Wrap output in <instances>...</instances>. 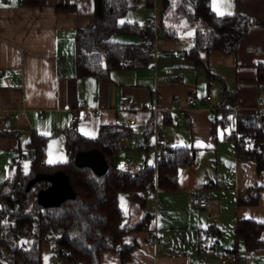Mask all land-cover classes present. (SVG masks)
Masks as SVG:
<instances>
[{
    "label": "crops",
    "instance_id": "0c3cea01",
    "mask_svg": "<svg viewBox=\"0 0 264 264\" xmlns=\"http://www.w3.org/2000/svg\"><path fill=\"white\" fill-rule=\"evenodd\" d=\"M126 1L129 9L122 23L143 24L152 17L149 0ZM0 5V183L15 175L12 166L33 130L49 136L44 161L55 166L70 159L69 130L94 138L102 125L133 119L146 132L157 119L156 131L148 138L155 140L157 133L169 148H190L193 161L179 169L177 189L158 192V245L149 230L131 231L123 237L125 244L135 245L130 259L124 263L118 254L105 251L101 264H264V249L247 251L235 234L239 220L264 224V176L258 175L255 161L236 159L232 130L229 138L222 128L212 130L217 110L258 108L261 86L256 65L264 62V0H211L218 14L238 13L255 20L232 54L201 51L198 65L187 57L182 60L193 45L195 26L182 27L168 17L151 65L84 77L76 74L74 35L94 24V0H44L41 6L9 0ZM112 40L137 43L140 38L116 34ZM208 71L215 76L211 81ZM123 96L133 97L134 103L125 104ZM189 96L197 99L196 107L185 103ZM163 112L172 115L171 122L164 123ZM179 115L187 120L176 121ZM120 150L122 158L139 165L145 161L133 139L121 140ZM207 181L214 186L206 187ZM194 190L208 204L192 205L189 196ZM126 195L125 221L134 226L144 211L133 203V193ZM154 195L150 192L148 197ZM253 196H258L257 203H246ZM151 204L152 200L148 211ZM210 228L221 232L219 241L207 232L212 238L199 249L198 240Z\"/></svg>",
    "mask_w": 264,
    "mask_h": 264
},
{
    "label": "trees",
    "instance_id": "16d2710c",
    "mask_svg": "<svg viewBox=\"0 0 264 264\" xmlns=\"http://www.w3.org/2000/svg\"><path fill=\"white\" fill-rule=\"evenodd\" d=\"M44 0H22L24 6H41ZM159 29L165 30L166 18L183 11L195 26L193 45L186 56L193 64L200 63L201 51L236 52L241 41L255 25V20L238 13L218 14L211 0H160ZM126 0H94L95 22L87 28H79L74 35L76 74L78 77L96 76L104 70H135L151 65L155 56V28H144L138 22H121L128 11ZM159 15V16H160ZM176 17V19L178 18ZM163 33V31H162ZM116 34L134 35L137 43L114 42ZM257 67V83L264 86V62ZM211 81L215 76L208 71ZM225 92H227L225 90ZM164 123L172 121L169 112H163ZM146 138L154 131L152 119ZM233 128L234 152L237 160H253L257 173L264 176V113L235 112L222 109L215 112L212 126ZM131 130L123 123L102 125L99 135L83 136L77 129L67 132L68 149L72 151L66 163L55 166L43 164L46 142L49 136L32 131L31 139L20 150L32 151L30 171L21 175L20 169L11 178L0 183V264H43L45 244L59 255L58 264H101V254L110 251L118 254L125 263L135 245L123 242L131 231L152 232L153 217L147 209L146 193L155 192L156 186L164 190L177 189L179 169L193 161L188 147H167L160 155L157 166H144L138 176L122 170L117 155L120 142L130 138ZM99 149L108 161V170L99 175L94 170L76 163V156L85 151ZM64 171L70 179L76 197L57 207L43 208L37 202L35 188L27 191L28 182L39 173ZM133 193V203L144 211L143 218L134 226L125 221L120 205V195ZM258 196L246 203L255 204ZM213 233L219 241L221 232L208 229L198 240L203 249ZM238 240L247 251L264 249V224L254 220H239L235 225ZM235 249H232L234 253Z\"/></svg>",
    "mask_w": 264,
    "mask_h": 264
},
{
    "label": "built area",
    "instance_id": "2783aa9c",
    "mask_svg": "<svg viewBox=\"0 0 264 264\" xmlns=\"http://www.w3.org/2000/svg\"><path fill=\"white\" fill-rule=\"evenodd\" d=\"M9 0H0V4L1 3H6ZM149 4L153 9L154 14L152 15V17L147 20L146 22L143 23V27L144 28H155V32H156V40H155V47L152 50L153 55L156 57L157 55V48H156V44L158 41V38L162 33V30L159 29V0H149ZM181 59H185V56H181ZM10 78L12 77V75L9 76ZM210 97H207L206 99L208 100ZM122 100L125 104L128 105H132L134 103V98L130 97V96H123ZM174 103H177V100H174ZM185 103L191 107H196L198 105L197 99L193 96H189L185 99ZM86 104H84L85 106ZM155 111H158V109L156 108ZM258 112L264 113V86L260 88V98H259V105L257 110ZM214 115V112L212 110H210L209 112V117L212 118ZM187 117L186 116H182L179 115L176 117V121H186ZM72 122L76 123L77 122V113L74 111L73 112V117H72ZM157 122V119H156ZM155 122V124H156ZM123 124L127 127L130 128L131 130V136L130 139H133L136 143V147L138 150H140L141 152H143L145 154V161L143 162V164L139 165L134 163L131 160H127L125 158H120V160L118 161V166L124 170L127 171L129 173H131L133 176H138L140 174V170L142 167L144 166H157L160 155L164 152V150L167 148V144H166V140L164 138H159L158 136L156 137L155 135V140H151L149 138H144V133H145V129L136 125L135 121L133 119H127L123 122ZM156 131V126L155 129L153 131V133ZM233 131V128H232ZM13 135L15 137L19 136V133L14 131ZM233 136H235V133L233 132ZM72 151L69 149L68 150V154L71 155ZM122 151L119 149V151L117 152V155L121 156ZM32 160V157H31ZM43 164H46L45 161H43ZM51 185L50 182H46V181H42L37 183L34 186V190L36 192V195L38 193L39 190L41 189H46L47 187H49ZM206 187H213L214 183L211 181H207L205 184ZM161 189L156 186L155 188V195L153 196L152 199V204L150 207V215L153 217V227L154 230L152 231V242L154 243V245H158L160 239H159V234H158V229H157V223H156V215L158 212V203H159V199H158V192ZM189 200L191 202L192 205L195 206H202V205H206L208 204V201L206 198L201 196V192L199 190H194L192 192H190V196H189ZM59 263V255L57 256H53L50 258V264H58Z\"/></svg>",
    "mask_w": 264,
    "mask_h": 264
},
{
    "label": "water",
    "instance_id": "95a60500",
    "mask_svg": "<svg viewBox=\"0 0 264 264\" xmlns=\"http://www.w3.org/2000/svg\"><path fill=\"white\" fill-rule=\"evenodd\" d=\"M75 161L80 166L91 168L99 175L105 174L108 170V161L99 149L81 152L76 156ZM42 181L51 183L46 189L39 190L36 195L37 202L43 208L57 207L64 201L76 197L70 179L64 171L39 173L28 182L26 190H31L32 187Z\"/></svg>",
    "mask_w": 264,
    "mask_h": 264
},
{
    "label": "rangeland",
    "instance_id": "374dc122",
    "mask_svg": "<svg viewBox=\"0 0 264 264\" xmlns=\"http://www.w3.org/2000/svg\"><path fill=\"white\" fill-rule=\"evenodd\" d=\"M153 14H154V12H153ZM177 14H179V16L176 15L175 19L178 16V18L176 19V22L178 23L179 26H182V27L193 26L192 21L189 18L185 17L186 14L183 11L177 12ZM231 130H232L231 128L222 129L223 133L226 134L228 136V138L231 137ZM23 142H24V139H23ZM22 146L25 147L24 145H22ZM31 156H32V151H25L24 155L21 158H18V162L13 164L12 171H11L12 175H14L17 172L18 168L20 169L21 175L29 173L30 165H31ZM149 193H150V191L146 194L147 197H148ZM152 199L149 196L147 203H149ZM120 205L123 207L124 210H125V208H127L128 199H127L126 193H123L120 195ZM156 218H157V215H156ZM50 256L51 257L57 256V254L51 250V247L49 244H45L43 247V252H42L43 264L49 263L48 259Z\"/></svg>",
    "mask_w": 264,
    "mask_h": 264
},
{
    "label": "snow or ice",
    "instance_id": "6c2138e0",
    "mask_svg": "<svg viewBox=\"0 0 264 264\" xmlns=\"http://www.w3.org/2000/svg\"><path fill=\"white\" fill-rule=\"evenodd\" d=\"M15 2V0H13V3ZM0 6H3V5H0Z\"/></svg>",
    "mask_w": 264,
    "mask_h": 264
}]
</instances>
